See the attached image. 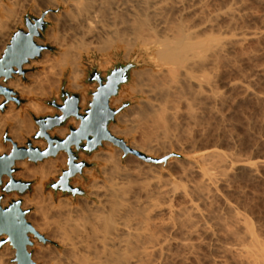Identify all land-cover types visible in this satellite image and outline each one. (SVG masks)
I'll return each instance as SVG.
<instances>
[{"label":"bare ground","instance_id":"6f19581e","mask_svg":"<svg viewBox=\"0 0 264 264\" xmlns=\"http://www.w3.org/2000/svg\"><path fill=\"white\" fill-rule=\"evenodd\" d=\"M257 1L258 3L264 2V0H260L261 2L259 0ZM45 2L51 3L53 7L60 6L61 4H66L69 7V9L64 12L63 17L61 16L62 14H60V17L56 16V18H53L56 22L58 21L62 24L61 27L69 28V31L66 29L68 33H62V36L60 35V30H57L58 33L56 32V34H53L55 37V44L63 45L62 41L67 42L74 39H79L78 41H80L78 42L77 52L70 53L64 50L57 58L61 70L52 82L56 90L60 85L65 71H69L68 78L70 88L75 90L84 88L81 84V77L84 74V70L82 69V58L84 53L89 54L94 51L104 53L108 50L114 48L120 49L124 46L128 48V50H126V57H128L131 54V50L135 49V47L141 46L149 50L152 65L146 67V69H139L140 71H132V74L135 76V86L130 87L131 90L129 88L130 91L133 90L141 98L139 99L138 105H135L137 107L133 109L135 111L131 109L132 114L128 113L130 112L128 111L127 113L129 116H123V122L127 127L126 129L135 136L130 146L145 154H152L160 147H162L161 151H164V149L167 151L166 148L168 146L166 145L169 144L170 146L172 142H175L174 145H180L178 140L181 139L179 138L181 135H179L178 131L181 129H179V127L183 120L185 118L188 119V121L190 120L192 122L191 127L190 125L188 127L186 123V130L189 128L190 132L192 131L191 129L194 131V127L197 125L195 123L193 124V122H196L201 116L200 113H198L199 107L201 106V108H203L206 106L205 104L213 106V102L218 105L215 101L218 99L220 100L221 97H218L219 95L221 96V94L218 93V85L215 84L214 76L218 78V75L223 71L220 72L219 70L221 64L229 60V56H232L234 52L237 53L236 49L240 50L244 48L243 46L248 40L253 38H256V41L264 40H260L261 37H264V30H258L257 27L256 30L248 29L247 25H244L246 29L244 27L240 28L244 23V17L246 15L250 17L251 14L249 15L248 12L250 10L252 11V8H250L252 3H249L250 6L246 7L245 0H46ZM18 4L19 0H11L9 4H5L0 0V44L3 43L4 35H7V29L13 28V26L10 27L11 24L20 21L17 18L19 12L16 10ZM261 4L263 5L264 3ZM247 8L250 9L248 12L246 11ZM38 14L40 15L41 12ZM258 16L262 19L261 15ZM247 17H245V23L248 21ZM254 18L252 17L253 20ZM240 21L243 23L241 24ZM58 22L57 24H59ZM255 26L256 25H254V27ZM263 27L264 26H262V28ZM260 45L261 44H259V46ZM244 49L240 51H244L243 53H245ZM262 51L264 50L260 52ZM47 56L51 58V55ZM233 56L235 57V55ZM232 59L236 58L232 57ZM232 59L230 58L231 61H233ZM229 82L231 86L235 81L232 82V84L231 81ZM237 83L239 86H243L240 85L243 84V82L237 81ZM235 84H233V86ZM255 84H259V82ZM9 85L13 86L22 94L32 93V88L24 83L19 76L17 79L11 80ZM250 86L249 83L248 86H243L245 89L244 94L246 90L247 92L250 91ZM243 87L241 88L243 89ZM253 87L251 88L254 89ZM249 94H251V92ZM253 94L254 96L257 94L255 98L262 95L261 93ZM263 95L262 97H264ZM262 97H260V100ZM2 98L1 96L0 99ZM263 99L262 101L264 102ZM121 100L122 97L113 98L112 105L119 104ZM257 101L258 100H256V102ZM85 104L86 98L84 97L82 105ZM197 104H199V106ZM219 104H222L221 100ZM217 105H215L216 110L220 111ZM212 106L210 109H212ZM195 107L198 109L197 111ZM220 107H222V105ZM30 108L36 115L51 110V108L41 105L35 99L30 102ZM128 109L130 108L128 107ZM219 111L214 112L216 117H221L223 114H221L222 109L220 112ZM201 113L203 114L204 112L201 111ZM216 113H219V115L217 116ZM213 114L211 118H214ZM209 116L210 115H208V118H210ZM182 117L185 118L180 120ZM200 119L202 120V118ZM205 120L202 121L204 122ZM216 120L218 119L216 118ZM71 121L76 122L77 125L79 124V121L75 118H72ZM198 121L196 123H198ZM206 122H208L207 126H212V124L208 125L210 124L209 120L205 121L204 125L200 122V126L203 125L202 127L204 128ZM34 123L29 113L23 112L22 109H15L14 106H11V109L6 114H0V153L9 149L7 146L6 148L4 142L1 141L6 127L9 129L8 131L12 139L21 144L27 136H30L37 130L38 127ZM193 125L195 126L193 127ZM200 126L197 127L199 128ZM185 127L184 124V130L181 129L182 132L180 134H184L183 132L186 131ZM200 129L202 130V128ZM206 129H203V131L205 132ZM123 130L125 131V129L120 131ZM67 131L68 129L66 127H60L54 129L52 134L57 133L63 136ZM120 131L119 134L124 132ZM128 131H126L127 134ZM199 131L197 133H199ZM185 133L186 136L184 139L194 137H191L194 132L191 136L190 133L188 135L187 132ZM197 133H194V135H197ZM114 134L117 135L118 132ZM181 140L180 142L182 144L183 142ZM37 142L39 141H35L34 145H36ZM190 142L192 143V141ZM193 143L195 142L193 141ZM163 146L166 147L163 149ZM181 146L183 147V144ZM191 147L192 150H189L191 148L186 149L188 151H193L195 144L191 145ZM216 147L198 154V157H196L198 159L196 165L184 163L182 166L181 163L183 162H181V169L179 167L178 170L175 168L177 171H180L178 175L174 173L164 175L160 166L151 169L152 165H148V169L150 170L146 171H144V169L140 170V168H134L136 170L138 169L137 171L130 170L126 167L123 168L121 167L122 165L119 164V157L116 153H105L100 160L105 164L101 166V168L103 167V174L108 177L104 176L106 182L103 183V181L101 184L98 178L94 177V179L91 180L92 182L90 184L88 183L91 191L89 195L92 196L94 200L91 201L90 199L86 204L87 206L84 203L86 207L84 206L83 208L81 206H83L82 203L84 199H82L81 205H78L79 207L76 205L77 210H75V205L72 208L73 210L70 209L72 206L69 207L68 210L70 209L69 211L71 212L66 211L69 213L68 217L66 216L67 213L65 215L66 217H64L65 219L62 217L63 219L61 221L63 222H60V224L57 223L58 226L53 227V229L57 231V234L54 232L53 236L55 238H52L58 240L66 249V252L62 253L63 255L66 254L64 256L62 255L66 259L63 264H169V261L176 260L173 255L177 256L179 252H182V250L177 251L176 249L178 248L185 249L184 252L181 253L183 255L189 250V252L198 250H196V248L200 246L196 244L197 247L194 246L193 241L195 242L194 235L197 234L198 236H196L199 237V233L202 234L200 235L201 238L204 234L212 240H208L207 238L208 242H213V244L222 251L220 255L223 254V257H225L224 255H226L227 258L229 257L228 260H225L226 262L223 261L226 257L220 258L223 260L217 258L221 261V264H227L230 258L238 264H264V238H260L259 232H255L256 228H253L254 223L252 225V223L249 222L252 221L251 219L249 220V214L247 215V213H245L247 215L245 216L241 211L239 212L238 208L240 206L237 207V210L235 208L236 204H232L231 201L228 202V197L227 201L226 197H223L225 200V207L228 209V214L226 213L227 210L224 211L225 209L222 208L221 204H219V208L218 203H221V201L217 202L215 200L217 204L214 202L215 206L217 205V208H219V211L217 209L218 212L213 210L215 213L217 212L219 216L220 211L226 213L224 214L223 212L221 218L219 216L217 217V214L215 217L213 212L207 208L208 205L213 206L212 202L216 197V199L220 198V196L218 198L219 192L223 190H219V187L221 188L222 186L223 188V185H228V183H225L219 186L221 182L224 183L225 177L227 178L230 174L228 172H230V170L235 172L234 169L243 164L240 163L243 159L241 160L239 158L240 161L235 160V156L232 157V155H230L232 152L228 154V152L225 153L224 150L223 152L222 149ZM183 148L185 149V147ZM177 150H180V148ZM161 151L160 154L162 153ZM162 155L164 156V154ZM228 155H230V157ZM177 158L173 160L179 163ZM48 159L44 160H47L46 162L41 161L43 163L41 165L38 164L39 166L37 165V167H34V165L33 168L32 166H27V160L18 161L17 164L25 168L19 175L27 176L28 173L33 172V174H39L42 177V181L45 180L47 176L57 168L54 166L52 161L53 158L49 161ZM235 161H237V163ZM255 162L256 161H254L253 164L254 170H256V165L259 166L261 161H259L258 164ZM190 163L192 162L190 161ZM169 164L170 163H168V166L172 163ZM245 164L247 168V165L250 163L248 162L247 164V162H245ZM172 166L173 165L170 167ZM258 166L257 169H259ZM250 167L252 168V166H249V170ZM240 170L241 169H239V171ZM254 170L250 172H254ZM250 172L248 174H251ZM259 172L257 174H259ZM88 173L92 176L94 174L92 170H88ZM252 174L254 175L255 172ZM232 175L230 176L232 177ZM231 177H229L228 181L235 176L233 175V177ZM42 186V182L36 185L37 189H41V191ZM228 186L227 188H229ZM222 195H225V193ZM7 198L4 202L7 201ZM211 198L214 199L212 200ZM29 201L30 204H34L33 199ZM235 202L237 203L238 201ZM212 206H210V209ZM80 207L81 210H79ZM213 208L214 207H212V209ZM229 212H231L230 215ZM62 214L64 215L65 213ZM223 214L227 216V219H223L226 218ZM36 225L42 230L41 224L39 225L37 223ZM220 229H224L227 232L220 231ZM220 233H226V235L228 233L230 235L229 239V236L226 238L229 240V243L226 244L227 240H224L226 235L225 237L223 236V238L221 237L223 234L219 235ZM222 238L225 242L222 241ZM198 239L199 241L201 240L200 238ZM231 239L233 240L231 241ZM202 240L207 242L204 238ZM202 245V247H204L205 243ZM206 245L208 247L210 246L209 243ZM216 246L215 249H217ZM37 247H39V245ZM175 250L177 254H173ZM47 251L38 253L45 256L48 254ZM189 252H187L186 255H188ZM38 253L36 256L39 255ZM193 253L195 252L189 253V255ZM183 255L181 258L185 259ZM3 256H1V258ZM56 257L54 255L53 260L58 259ZM171 257L174 258V260H171ZM61 260L63 261L64 259L60 258L59 261L62 262ZM56 261H54V263H59L58 260ZM172 263L173 262L170 264Z\"/></svg>","mask_w":264,"mask_h":264},{"label":"rangeland","instance_id":"374dc122","mask_svg":"<svg viewBox=\"0 0 264 264\" xmlns=\"http://www.w3.org/2000/svg\"><path fill=\"white\" fill-rule=\"evenodd\" d=\"M2 1L5 4H9L11 2V0H9V2H8V0H2ZM45 1L46 0H44V1L43 0H38V3H37V0H19V4L16 6V10H18V12L21 13V14H19L17 12L18 15H19L17 18L20 21L17 20L18 21V22L16 21L17 23H12L10 27L13 26V28L7 29L8 32L6 30L7 35L6 36L4 35L3 43L0 44V56L2 55V53H3L4 49H5V46L9 42V39H10V36H11V32L14 29L18 28V27H24V21H23L24 15L27 12H31V13H33L35 15H39L38 14L39 12H42L43 10H46V9H55L56 11L52 13L53 15L50 13L47 16L48 17V21L50 22V25H49L46 33H45V38L43 40H41L40 42L43 43V44H48V45L53 46L55 48V50L53 52L52 51H44L43 52V55H42V57L40 59L33 60L28 65H26L25 68H26L27 72H26L25 78H23L21 75H15L12 79H10L8 81V83L6 85L9 86V87H11V88H13L15 91H17L18 94H19V96L25 100V103L23 105H20L19 106V105H17L14 102H10L9 105H8V108L6 109V111H4V112H1L0 111V114H6L11 109V106H14L15 109H22L23 112H27L30 115H31L30 112H32L33 114H35L31 110V108H30V102L33 99H35L36 101H38V103H40L41 105L48 106L49 108H51V110H49V111H47V112H45L43 114H40V115H36L35 114L36 116L57 113L59 111L56 108L51 107V106L45 104V101L46 100H51L52 98L57 97L58 102H61V100L59 99V94L61 93L63 82H66L67 87L70 88L69 87V78H68L69 71H65V73H64V75H63V77L61 79L60 85L58 86L57 90H56L55 85L52 84L53 80L57 77V75L60 73V70H61L60 69L61 67L59 66V64L57 62V58L60 56V53L62 51H64V50H67L70 53L77 52V50H78V44H79L78 42H80V41H78L79 39L78 40L77 39H74V40H77V41H74V40L70 41L69 40L67 42L61 40L62 43H63V45H57V44H55V42H54L55 41L54 40L55 37H54L53 34H56V32L58 33V31L60 30L59 32H60V35L62 36V33H68L69 28L67 29V27H65V28L64 27H61L62 24L60 22H58V21L57 22L59 24H57L56 20H54L53 18H56V16L57 17H60V14H62L61 16L63 17L64 12H66L69 9V7L66 4H61L60 6L53 7L52 4L49 3L50 1L49 2H45ZM249 3H252V5L250 7V8H252V11L250 9H248V8L246 9V11L248 12L250 10L248 12V14L249 15L251 14V16H250L251 18L248 15H246L245 17H247V16L249 17V19L247 17V20L249 22L247 21L245 23L246 18L244 17V19H243L244 21L241 20L244 23L240 21L241 24L243 23L242 24L243 26L241 25L240 28L244 27V25L245 26L247 25L248 26L247 27L248 29L256 30V27H257L258 30H261V29L264 30V27L262 28V26H264V15H263L264 14V4L263 5L261 4V3H264V2L258 3L257 0H254V1L253 0H245L246 7L247 6H250ZM37 8H38V10H37ZM0 11H1V9H0ZM250 12L256 13L257 15L256 14H253V13H250ZM54 15H55V17H54ZM258 15H261L262 16V19ZM252 17L253 18L255 17L257 19L254 18V20H253ZM258 17H259L260 20L258 19ZM262 22H263V24H262ZM240 23H239V26H240ZM13 24H15V25H13ZM254 25H256V26L254 27ZM56 26H58V27H56ZM57 28H59V29H57ZM244 28L246 29V27H244ZM261 39H264V37L263 38L261 37L260 40ZM256 40H257L256 38H253V39L248 40L246 42L247 44L246 43L244 44L243 47L245 49L244 48H242V49L245 50V53L246 54L243 53L244 51H240L242 49H240V50L239 49L238 50L236 49V52L237 53H235L234 52L235 50H234L233 51L234 52L233 55H235V57L232 55V56H229L228 59L230 60V58L232 59V57L233 58H236V59H232L233 61L226 60V61H224L221 64L219 70H220V72L222 70L223 71L221 72V74H219V75L217 74L218 75V78H220V79H218L217 76H214V79H215V82H216L215 84L218 85V88L217 87L216 88L218 90V93L221 94V96L219 95L218 98H220V97L222 98V99L220 98L222 104H219L220 103V100L218 99L217 101H219V102L215 101L216 103H218V105L217 104H214V102H213V106L212 105L209 106L208 104H205L206 106H204L203 108H201V106H200L199 107V110L196 109V107H195L196 111L198 110V113H200V115L202 116V117L200 116L198 118V120L200 118H202V120H205L206 116L208 118V115H210L209 116L210 118H208V119L206 118L205 121H208L209 120V122H210L211 120H213V121L210 122V124H208V125H211L212 124V126H207V123L208 122H206L205 123V126L203 128L202 126L204 125V122L205 121L203 122L200 119L201 121L200 120L199 121L201 123L203 122L202 123L203 125L200 126L201 123L198 120L197 121L200 124L196 123L197 121L196 122H193V124L195 123L197 126H200V127L199 128L197 126L194 127L195 125H193L194 131H193V129H191L192 131L190 132L189 128L187 130H186V128H187V125H188V127H189V125L191 127V123L192 122L190 120H189L190 121L189 122L188 119H186L185 117H182L180 119V120H183L185 118L184 119L185 121L184 120H183V122L180 121V122H182V124H180L179 129L181 128L182 130H184V124H185V126H186L185 127V130H186L185 132H187V135L190 133V136H191V134L193 132L194 133H197L200 130L199 133H197V135H194V133H193L191 137H193V136L194 137L193 138H190V139H188V138L187 139L186 138L184 139V137L186 136V133L183 132L184 133L183 134L184 136H183L182 134H180L182 132V130L180 129L181 131L180 130L178 131L179 132V135H181V137H179V138L182 139V136H183V139L182 140L180 139V140L183 142L182 144H183V147H185V149L186 148L187 149L188 148H191L189 150H192V147H194V146L191 147V145L195 144V148H193V151H188L187 149L185 151V149L181 146L182 144H181L180 140H178L179 143H180V145L178 144L179 147H178L177 144H176L177 146L174 145L175 142H172V144H170V146H169V144L166 145V146L169 147V149H168V147L166 148L167 151L164 149L166 146H163L164 151L163 150L161 151V148L162 147H160V148H158L159 151L156 149L157 152L155 150L154 153L148 154V155L153 156V157H156V158H163V157L168 156V155H170L172 153H178V154H181V155L186 156L185 159H183L181 157H178V156H173L166 163H160V164H157V163H149V162H145V161H143V160H141L138 157L133 156V155H128V156L125 157L123 155V151L120 148L113 146L110 142H106L101 149L97 150L96 152L92 153L91 155L81 154V157L82 158H85L86 160H88V162L95 163L96 165L93 166V167H91V168H86L85 169L86 170L85 171V178L82 177V176H80V175H78V178L75 179L74 184L76 186H82L87 191V193H88V196L87 197H85V196H77L75 198L72 197V196H70V195H63L60 192L58 194H55L52 189L47 188V186H46L48 183L52 182L53 180H57L58 176L61 174L62 169L63 168H66V162H67V155H66V153H61L57 157H51V158H53L52 161L54 163V166L57 167L56 169L58 171L56 169L53 170V172L51 174H49L47 176V178L45 180H43V181H42V177L39 174H33V172L28 173L27 176H21V175H19V173L21 171H23L25 168L22 165H18L20 167V170L16 173V175L18 177L24 178L26 180H34L35 181V184L33 186V189L23 196L24 205H25L24 207L30 209V213L28 214V220L36 227V229L38 231H40L41 233H43L49 239V242L48 243L43 244L39 240L33 238L34 246L31 248V251L33 253V258L38 263H40V264H59V263L60 264H63V262H65L66 259L63 256L66 255V254L63 255L62 253H65L66 252V249H65V247L62 244H60V242L58 240L52 238V237H54L53 236L54 235V232H56V234H57V231L54 230L53 227L58 226L57 223L60 224V222H63L61 220L64 217H66V216L68 217V215H69L68 212H71V211H69L70 209L73 210L72 208H73L74 205L75 206L76 205L77 206L78 205L80 206L81 205L80 203H82V201H83L82 199H84V202L82 203L83 206H81L83 208L90 201V199H91V201L94 200V198L89 195V192H91L90 191V188H89V184L92 182L91 180H93L94 177L98 178V180L100 181V183L103 182V181H104L103 183L106 182V178L105 177H107V176H105L103 174V171H102L103 170L102 169L103 167L101 168V166H104L105 164L100 160V158H102V156L105 153H108V152H113V153H116V155H118V157H119V164L122 165L121 167H123V168L126 167V168H128L130 170H134V171L136 170L134 168H138V169L140 168V170L141 169H144V171H146V170H150V169H148V165H152L153 166V167L151 166V169L156 168V166H160L161 169H162V172L164 173V175H168V174H171V173H174V174H177L178 175L180 173V171H177V170L179 168L181 169V166L180 165L182 164V166H183L184 163H186V164L189 163L191 165H193V164L196 165L197 164V160H198L196 157H198V154H200V153H202V152H204L206 150L215 148L216 146H218L220 149H222V151L224 150L225 153L228 152V154H229L230 152H232V154L230 153V155H232V157L235 156V160H239V158L241 160L243 159L242 161H240V160L239 161H240V163H243L244 165L241 164L240 165L241 168H240V166H238L237 167L238 170H237V168L234 169L235 172H232L233 170L232 171L230 170V172H228V173H230L228 175L229 177H231L230 175H232V174L235 177H233V175H232L233 178L231 177L232 179H230V181H228L229 180V177L228 176H227V178L225 177V179H224L225 181L223 180L224 183L221 182L219 184V186L221 184H225V183H228V185H230V186H228L227 184H225V186L223 185V188H222V186H221V188L219 187V190H223V191L219 192L221 195L220 194L218 195V198L220 196L221 200H220V198L219 199H216L217 197L215 199L214 198H211L212 200L214 199L213 202L210 200L212 202L213 206L212 205H208L209 207L207 206V208H209V210H211L213 212L214 216L216 217V214H217V212L219 211V208H220L219 204H221L222 205V208L225 209V210L224 209H221V210H224V211L227 210L226 213L228 214V209H226L225 202H224L225 200L223 199V197L224 198L226 197V201H227V197H228L229 198L228 202L231 201L232 204L234 203V205L235 204L238 205V206L235 205V208L236 209H237V207L240 206L238 208L239 210L237 209L239 212L241 211V213H243L245 216H247L249 214L248 215L249 216V220L251 219L252 221H249V220L248 221L250 223H252V225L254 223V227L253 226L252 227L253 228H256L255 229V232L256 231L259 232L258 234H260V238L262 237V239H263L264 238V164H262V163H264V122H263L264 121V102L262 101V99L264 97H262V95L264 94V69H263L264 68V56H263L264 55V51H262L263 53L260 52V51L261 50H264V40H262V41H256ZM258 40H259V38H258ZM259 44H261L262 47H261V45L259 46ZM245 45H247V46H245ZM249 46H250V48H249ZM251 47H252V49H251ZM253 49H255V50H253ZM126 50H128V48L127 47L125 48L124 46H122L120 49L114 48V49L108 50V51H106L104 53L103 52H98V51L90 52L89 54L88 53H84L83 54V58H82V64H83L82 65V69L84 70V74L81 77V84L84 86V88L83 89H80V90H75V89H72V88H70V89L75 90V91H84V90H86L88 88V86H89V85H87V84L84 83V80L87 77V72L93 66H96L97 64H98V66L101 69L104 70V69H106L108 67H112L118 61H120L122 63H127L132 58L137 57L138 61L141 62V65H139L138 67L134 68L132 71H134V70L140 71L143 68L146 69V67H150L152 65L151 64V54H150L149 50L144 49L141 46L135 47V49L131 50V54L128 57H126V53H127ZM250 50H252V51H250ZM258 50H260V51H258ZM238 51H240V52H238ZM255 52H259V53H255ZM47 55H51V58L49 56H47ZM261 55H262V57H261ZM237 56L240 57V58H238ZM241 59H242V61H241ZM41 60H44V61H41ZM107 60H108V62H107ZM235 60H236V62H235ZM228 62L230 63V66H229V63ZM234 62H235V64H234ZM239 63H240V65H239ZM234 65H235V67H234ZM239 70L242 71V72H240ZM260 73H262V74H260ZM242 75H243V77H242ZM18 76H19V78H21V80L24 83H26L27 85H29V87L32 88V93L31 94H28V93L22 94L20 91H18L17 89H15L13 86L9 85V82L11 80L17 79ZM131 76H132V81L129 84L124 85L122 87V90H121L119 96H117V97H122L121 102L119 104H114L113 106L114 107H120L125 102H130V103L118 114V116L116 117V121L111 125V131H112V133L118 132L117 135L120 136V137H123L130 145H131L132 141L135 139L134 138L135 136L126 129L127 127L125 126L126 124L123 122V118L125 116L128 117L129 116L128 113L132 114L131 113V109H132V111H135L133 109H135L137 107L135 105L136 104L138 105L139 99L141 98L133 90L130 91L131 90L130 87H134L135 86V76L132 74V72H131ZM244 77H245V79H244ZM254 78L256 79V81L257 80L258 81L256 82ZM223 79H224V81H223ZM236 80L238 82H241V83L243 82V84H240V85H243V86H246V85L248 86V83H249V86L252 85V86H250V91L247 92V90H246L245 91V94H244V90H245L244 87L243 86H239V84L237 83ZM229 81H231V84H232V82L235 81L233 84H235V83L236 84L234 86H233V84L230 86V84H229L230 82ZM244 81H246V82H244ZM250 82H251V84H250ZM258 82H259V84H255V83H258ZM131 85H133V86H131ZM95 86H96V84H92L91 85V88H95ZM239 87L240 88L243 87V89L242 88L240 89ZM251 87H253L256 91L254 89H252ZM129 88H130V90H129ZM251 89H252V91H251ZM250 92H251L252 95L249 94ZM253 93H261L262 94V95L260 94L261 95L260 97H262L261 100H260V97H256L255 98V96L257 94H255V96H254ZM83 99H84V97H82V101H83ZM2 100H3V98L0 99V101H2ZM256 100H258L257 101L258 104H257ZM204 103H205V101H204ZM204 103H203V105H204ZM81 104H82V102H81ZM197 105L199 106V104H197ZM200 105H202V104H200ZM215 105H217V108L220 109V111L222 109L221 114L222 113L223 114L221 115V117L218 116L219 113L218 114L216 113V115L218 117L215 116V113L214 112L215 111H219V110H216ZM221 105H222V107H220ZM132 106H133V108H132ZM211 106H212V109L213 110L210 109ZM128 107L130 109H128ZM210 110L213 111V112H211ZM128 111H130V112H128ZM201 111L204 112L203 113L204 115L201 113ZM124 113H125V115H124ZM205 113L208 114V115H206ZM212 114H213L214 118H211ZM31 117H32V115H31ZM216 118L219 121L216 120ZM32 119H33V117H32ZM33 122H34V119H33ZM186 123H187V125H186ZM218 124H220V125H218ZM206 127H207V129H206ZM200 128H202V130ZM220 128H222V129H220ZM122 129H125V131L124 130H123L124 132L123 131H120ZM203 129L204 130L206 129V131L204 132ZM8 130H9L8 127H6L5 130H4L3 136L6 133L9 134V131ZM119 131L120 132H123V133H125L126 131H128V134H127V132L125 134H123V133L122 134L121 133L119 134ZM35 132L33 134H31L30 136H27L25 138V140L20 145H25L26 142H27V140L33 138V135L35 134ZM55 134H57V133H55ZM200 134H202V135H200ZM211 134H214L215 136L214 135H211ZM58 135H60V134H58ZM3 136L1 138V141H3ZM63 136H65V135H63ZM178 136H177V138H178ZM35 141H39V142H37L36 145H38V146H40L42 148H45L46 147V142L45 141H43V140H34V142ZM40 141H41V143H40ZM190 141H192V143L194 141L195 143L192 144ZM176 142H177V140H176ZM4 145H5V147L7 146L9 148L8 150L6 149L4 152L9 151L10 148H11V144L4 143ZM218 147H216V148H218ZM175 148H177V149L180 148V150H177ZM160 151L162 152L161 154H160ZM162 154H164V156ZM230 155H228V156L230 157ZM51 158H49L48 161L51 160ZM174 158L175 159L177 158V160H178L179 163H176L175 162L176 160L175 161L173 160ZM55 159H56V163H55ZM186 159H187V161H186ZM230 159H232V158H230ZM244 160H245V162H247V164H248V162L250 163V164H248L249 166L250 165L252 166V168L250 167V170H249V166L248 165H247V168H248V170H247V168L245 166L246 164H245ZM246 160H248V161H246ZM249 160H251V161H249ZM252 160L256 161L255 162L256 164H258L259 161H261L260 164H259V166L256 165V167H255L256 170L253 169V167H254L253 166L254 161H252ZM46 161H43V162H46ZM190 161L192 163H190ZM43 162H39V163L27 162L26 164H27L28 167L29 166L30 167L32 166V168H33L34 165H35L34 167H37L38 164L41 165ZM181 162H183V163H181ZM235 162L237 163V161H235ZM168 163H170V164L172 163L171 165H173V166L170 167L171 166L170 164H169L170 166H168ZM175 164H177V165H175ZM174 165L177 166V167H175ZM242 165L244 166V168H243ZM257 166L259 167V169H257ZM145 168H147V169H145ZM173 169H174V171H173ZM239 169H241L242 172L245 169L246 170L242 173L241 170L239 171ZM88 170H92L93 171V173H94L93 176L88 173ZM253 170L255 172L254 175L252 174L254 172H250V171H253ZM256 171H258V172L260 171L261 173L259 172V174H257L258 172H256ZM249 172L251 174H248ZM234 173L237 174V175H235ZM250 175H251V177H250ZM255 176H258V177H255ZM232 180H234V181H232ZM226 181H228V182H226ZM40 182H42V185H43L42 186V191H41V189L38 190L37 187H36V185H38ZM226 185L229 188H227ZM224 193L227 196L222 195ZM13 195L15 196L16 194H13ZM16 196H18V195H16ZM27 198H30V199H27ZM31 199H33L34 204H32V203L30 204V201L29 200H31ZM8 200L9 199L7 198V201ZM26 200L29 201V202H27ZM215 200L217 202L221 201V203H218L219 208H217V205L215 206V204H217V202H215ZM235 201H238L237 203H239V204H237ZM214 202H215V204H214ZM84 203H85V205H84ZM222 203H224V204H222ZM77 206L75 207V210H77ZM210 206H212L214 208L212 209V207H211V209H210ZM69 207H71V208L68 210ZM81 207L79 208V210H81ZM215 207H216V210H215ZM217 209H218V211H217ZM213 210L214 211H217V212L215 213ZM66 211H68V212H66ZM223 212L220 211L219 212L220 213V216H219V214H217V217L219 216L221 218V214ZM62 213H65V214L63 215ZM226 213L224 212V214H226ZM230 213L231 212H229V215H230ZM245 213H247V215ZM224 214H223V216H224ZM223 216H222V218H223ZM224 217H226V218H223V219H227V216H224ZM215 219H218V218H215ZM226 221H228V220H226ZM37 223L39 225L41 224L40 226H41L42 230L40 229L39 226H38L39 228L37 227V225H36ZM50 224H51V226H50ZM49 226H50V228H49ZM49 230H50V232H49ZM52 230H54V231H52ZM260 230H261V232H260ZM220 231L227 232L224 229L223 230L220 229ZM199 234L202 235L201 233H199ZM221 234H223L221 237H223V236L225 237V235H226V233H220L219 235H221ZM196 235H194L195 238L198 236V235L197 236ZM200 235L196 239L194 237H192V238H194L195 242H197V240H198L197 243H195L193 241V244H194V246H196V245L197 246H200V247H197L196 246L197 247L196 250L198 249L199 251L197 250V251H191V252H189L190 250L189 251L186 250L190 254L192 252H195V253H193L194 255L193 254L192 255H189V253H188V255H186L187 252H185V255H183L181 253L184 252L185 249L183 250V248H181V249L178 248L176 250L177 251L178 250H182V252L181 253L179 252V255L180 256L177 255L179 257L173 255V257H175L176 260L175 261H171V262H173L175 264H177V263L178 264H211V263L213 264L214 262L217 261L214 264H217V263L221 264L220 263L221 262L220 260H223V259H220V258L223 257L222 256L223 254L220 255V253H222V251L220 249H218V247L216 245H214L213 242H211L212 240L210 238H208L204 234H203L204 237L202 236V238H201ZM182 237H183V235H182ZM227 237H228V239L230 238V235L228 233H227V235H226V237L224 239V240H227L226 244L229 243L228 242L229 240L226 239ZM198 238H200L201 240L203 238L206 239V240H207V238H208V240L210 239L211 241H209V242L207 240V242L209 243L210 246L208 247L206 245L208 243L205 240H202L203 241V243H202V241L200 240L201 241L200 242ZM223 238H222V241H223ZM231 238H233V237H231ZM232 240L233 239H231V241ZM223 242H225V241H223ZM198 243H199V245H198ZM201 243L202 244L205 243L204 247H202L203 245ZM37 244L39 245V247H37L38 246ZM205 246L208 247V248H206ZM215 246L220 251H218L217 249H215ZM45 247H46V249H45ZM62 249H64V250H62ZM194 249H195V247H194ZM37 250H39V251H37ZM176 250H175V252L173 254H175L177 252ZM43 251H47L48 254L45 255V256H42L43 254H39V253H42ZM213 251H215V252H213ZM37 253L39 254L38 256H36ZM196 253H198V254H196ZM3 254H4V256H3ZM54 255H55V257L56 256H59L60 258H63L64 260L63 261L61 260L62 262H60L59 261V259H60L59 257H56L58 259L53 260ZM182 255L184 256V258L186 260L181 258ZM1 256H3V257L1 258ZM194 256L197 257V258H195ZM224 256L226 257V255H224ZM14 257H15L14 249H12L9 244L5 245L2 249H0V264H13L12 259ZM225 257H223V258H225ZM217 258H219L220 260L217 259ZM228 258L226 257L223 261L228 260ZM172 259L174 260V258L171 257V260ZM56 260H58L59 263H54V261H56ZM218 260H219V262H218ZM233 261L234 260L232 258H230L229 261L227 262V264H236L237 263L236 261H234L235 263ZM171 262L169 261V264Z\"/></svg>","mask_w":264,"mask_h":264},{"label":"water","instance_id":"95a60500","mask_svg":"<svg viewBox=\"0 0 264 264\" xmlns=\"http://www.w3.org/2000/svg\"><path fill=\"white\" fill-rule=\"evenodd\" d=\"M55 11V9H46L40 15L27 12L23 17L24 27L17 28L11 34L0 56V97H3L0 101V105H3L0 107L1 112L6 111L10 102L19 106L25 103L17 91L6 85L8 81L15 75L25 78L26 65L40 59L44 51L55 50L53 46L40 42L45 38L50 25L47 16ZM139 65L141 62L134 57L127 63L118 61L104 70L98 64L93 66L88 70L84 83L96 84V86L85 92L88 97L85 105L81 104V93L71 91L66 82H63L59 94L61 102H58L57 97L45 101V104L56 108L59 112L41 116L30 112L38 127L33 138L27 140L25 145H20L8 133L3 136V142L11 144V149L9 152L0 153V249L9 244L15 250L13 264H40L33 258L31 251L34 246L33 238L43 244L49 242V239L28 220L30 209L24 207L22 196L33 189L35 181L15 176L20 170L18 161L39 163L45 159L57 157L61 152L66 153V168L62 169L57 180H53L46 186L55 194L60 192L75 198L88 196L82 186L74 184L75 179L78 175L85 178V169L96 165L82 158L81 154L91 155L101 149L106 142L120 148L125 157L133 155L149 163H166L173 156L186 158L178 153H172L163 158L150 156L132 148L123 137L112 133L111 125L116 121L118 114L130 103L125 102L120 107H114L112 99L119 96L122 87L132 81L131 72ZM72 118L79 121L77 126L70 124ZM60 127L68 129L65 136L52 134L54 129ZM34 140L45 141L46 147L34 145ZM37 152H47L48 155L36 160L29 159L30 155ZM12 194L18 195V198L4 202Z\"/></svg>","mask_w":264,"mask_h":264},{"label":"crops","instance_id":"0c3cea01","mask_svg":"<svg viewBox=\"0 0 264 264\" xmlns=\"http://www.w3.org/2000/svg\"><path fill=\"white\" fill-rule=\"evenodd\" d=\"M19 28V27H18ZM17 29V28H16ZM16 29H14L12 32H11V34L16 30ZM91 88V85H89L88 86V88L86 89V90H84V91H75V90H72V89H70L71 91H73V92H78V93H81V95H82V97L84 96L85 98H86V100H87V96L85 95V92L87 91V90H89ZM94 89V88H93ZM70 124H72V125H74V126H77V124H76V122H74V121H70ZM86 171V170H85ZM15 176L17 177V178H20V177H18L16 174H15ZM83 177V176H82ZM78 178V177H77ZM76 178V179H77ZM24 179V178H23ZM13 198H18V196H14L13 194L12 195H9L8 196V199L9 200H11V199H13ZM22 198H23V196H22Z\"/></svg>","mask_w":264,"mask_h":264},{"label":"snow or ice","instance_id":"6c2138e0","mask_svg":"<svg viewBox=\"0 0 264 264\" xmlns=\"http://www.w3.org/2000/svg\"><path fill=\"white\" fill-rule=\"evenodd\" d=\"M0 107H3V105H0ZM60 119H64V118L60 117ZM47 155H48L47 152H44V153L37 152L34 155H30L29 159L36 160V159H38V158H40L42 156H47ZM77 167H80V165H77Z\"/></svg>","mask_w":264,"mask_h":264}]
</instances>
